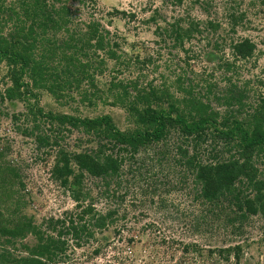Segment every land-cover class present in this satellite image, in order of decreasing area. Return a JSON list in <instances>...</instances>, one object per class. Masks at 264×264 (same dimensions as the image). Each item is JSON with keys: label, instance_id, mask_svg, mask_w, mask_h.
Listing matches in <instances>:
<instances>
[{"label": "rangeland", "instance_id": "rangeland-1", "mask_svg": "<svg viewBox=\"0 0 264 264\" xmlns=\"http://www.w3.org/2000/svg\"><path fill=\"white\" fill-rule=\"evenodd\" d=\"M6 1L8 5L12 0ZM205 1L211 4L204 12L191 0L176 6L169 0H61L77 16L70 26L76 29L72 30L77 32L75 39L79 38V42L72 44L75 48L67 46V36L56 34L52 40L64 49L57 50L58 58L62 52L66 56L74 54L75 63L89 65L91 78L78 84L72 82L71 87L53 95L46 88L31 86L29 78L24 77L32 95L0 101V214L5 226L27 219L39 226L49 218L61 217H66L67 225V214L76 223L75 202L52 174L58 146L72 154L96 150L105 143L86 134L81 127L78 130L69 126L59 135L50 132L49 141L55 139L57 145L38 147L35 134L48 135L50 125L39 121V130L29 135L33 125L29 110L34 107L80 119L110 115L116 127L125 133L138 127L125 107L113 105V96L121 97L123 92L120 88L111 91L110 84L132 82L138 89L146 90L149 84L155 88L168 85L174 93V81L180 78L183 87L192 86L194 95L210 103L221 116L238 110V118H242L251 111L257 97L264 96V0H201ZM153 11L158 13L154 14L155 21H150ZM231 14L237 19L233 32ZM187 17L193 21L212 20L219 27L211 31L205 23L200 36L185 41L182 49L174 47L163 29L177 19L187 21ZM90 20H98L117 44L113 58L107 57L106 49H79ZM12 23L1 28L4 35L11 30ZM184 23L181 24L185 26ZM243 38L255 44V52L249 59L234 60L228 46L221 43ZM215 43L219 49L214 48ZM225 60L234 63H230L232 71H225ZM58 64L59 72L62 64ZM7 71L5 63H1L0 96L11 85ZM128 92L135 94L132 88ZM236 92L243 94V105H224L222 98ZM176 94L181 96L178 91ZM205 145L199 148L202 155L210 149L221 152L223 148L222 143ZM182 149L189 154L193 150L188 141L171 131L161 141L139 145L133 154L122 152L116 175H85L82 187L89 190V199L84 204H92L97 214L106 217L108 226L95 229L93 237H83L78 246L70 234L65 235V252L46 263L264 264V215L259 212L242 218L233 200H255L256 190L241 177L233 185L232 193L214 203L204 201L194 174L181 159ZM228 155L220 156L225 159ZM252 161L258 172L255 181H263L264 154L255 155ZM261 193L264 195V189ZM42 231L55 235L44 225ZM35 243V238L27 234L12 245H5L4 250L18 258L25 256ZM226 248L232 250L218 253Z\"/></svg>", "mask_w": 264, "mask_h": 264}, {"label": "trees", "instance_id": "trees-1", "mask_svg": "<svg viewBox=\"0 0 264 264\" xmlns=\"http://www.w3.org/2000/svg\"><path fill=\"white\" fill-rule=\"evenodd\" d=\"M77 1L83 3L88 0ZM183 1L169 0V3L176 6L181 5ZM191 2L199 4L204 12L211 4L210 1L201 2V0H191ZM6 3V0H0V64L5 63L7 66L6 75L11 85L4 90L0 101L24 98L26 94L32 95L29 84L24 82V77L29 78L31 86L46 88L53 95H58L61 89L69 88L72 82L78 84L82 79L91 78L88 73L89 65L75 63L74 54L66 56L62 52L58 58L57 50L64 49L56 40H52L56 34L63 33L67 36L65 38L67 46L79 42V38L75 39L78 36L76 29L70 26L77 17L74 10H71L66 3L62 4L61 0H12L8 5ZM156 12L158 13L153 11L150 21H155ZM233 14L230 15L232 32L237 25V19ZM186 19L187 21L177 19L163 29V33H168L169 38H172V46L180 49L183 48L185 41H190L194 36L203 33L201 25L206 23L211 31H216L219 27L212 20L203 22L193 21L188 17ZM11 21H13L11 30L4 35L1 28ZM181 21L185 22V26ZM83 35L84 40L79 49H83V46H92L94 51L106 49L107 57H114L113 48L117 44L111 41L109 31L98 20H90L85 26ZM225 41L226 39L221 45L228 46L234 60L249 59L255 52V44L247 38L231 39L229 43ZM73 45L72 47L75 48ZM218 47L219 44L215 43L214 48L219 49ZM55 58H58L57 62L62 64L59 72L56 69L58 63ZM224 62L225 71H232L233 66L230 63L233 62L229 63L228 60ZM76 75L79 77L75 78ZM73 76L74 78L70 80ZM180 81V78L174 81L177 84L174 93L170 91L171 87L168 85L155 88L149 84L146 90V88L138 89L137 84L132 82L111 83V91L120 88L123 92L121 97L113 96V105L125 107L138 127L125 133L116 127L110 115L80 119L66 114L44 112L39 107L29 110L33 121L29 135L39 130L41 123L39 121H47L50 125L48 135L35 134L38 147L57 145L55 139L49 141L51 139L49 134L59 135L69 126L78 130L81 127L86 134L102 139L105 143L99 145L96 150L72 154L58 146L57 160L52 174L75 202L77 222L74 223L68 218V214L67 225L66 217L47 219L43 225L47 230L55 232L53 236L42 231L43 225L35 226L30 219L9 224L10 227L5 226L0 214V245L2 246L0 264H47L46 262L65 252L68 244L64 239L65 235L70 234L75 245L78 246L83 241V237L92 238L95 229L108 226L106 217L97 214L92 204L86 206L84 204V201L89 199V190L82 187L84 176L104 178L116 175L122 162V152L133 154L139 145L161 141L171 131H175L184 142L188 141L191 150L193 149L191 154L184 149L179 153L181 159H184V165L194 174L200 186L199 196L204 201L210 203L219 201L224 194L232 193L235 182L244 177L257 194L255 200L246 199L243 202L233 197V200H236L237 212L242 218L259 212L264 215V195L261 193L264 189V180L255 181L258 172L252 161L255 155L264 154V96H258L251 111L242 118H238L240 116L238 110H230L221 116L219 112L213 110L210 103L194 95L192 86L188 84L187 87H183ZM90 84L93 85L92 80ZM131 88L135 93L134 96L128 92ZM177 91L181 96H177ZM243 98L241 92H236L230 96L226 95L222 100L226 106L237 104L241 107ZM216 99L220 100L218 96ZM206 142H209V146L222 143L223 148L221 152H213L214 148L210 149L209 152L203 153L206 155L203 156L199 153V148ZM228 153V158L224 159L220 156ZM203 159L207 161L202 162ZM27 234L35 238L36 245L29 248L25 256L16 258L9 251L4 250L5 245H12L14 241L24 238ZM235 249L239 251V246ZM231 250V248L220 249L218 253H229ZM235 257L238 258V255L236 254Z\"/></svg>", "mask_w": 264, "mask_h": 264}]
</instances>
